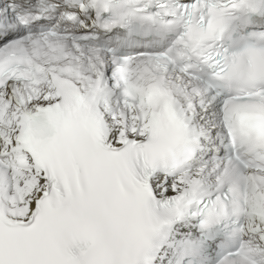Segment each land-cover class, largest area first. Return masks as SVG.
I'll list each match as a JSON object with an SVG mask.
<instances>
[{"label": "snow or ice", "instance_id": "snow-or-ice-1", "mask_svg": "<svg viewBox=\"0 0 264 264\" xmlns=\"http://www.w3.org/2000/svg\"><path fill=\"white\" fill-rule=\"evenodd\" d=\"M0 264H264V0H0Z\"/></svg>", "mask_w": 264, "mask_h": 264}]
</instances>
